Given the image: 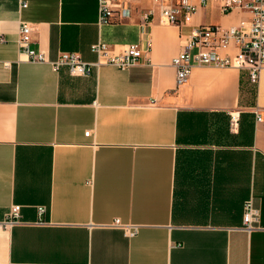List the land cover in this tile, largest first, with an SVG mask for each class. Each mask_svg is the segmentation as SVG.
Here are the masks:
<instances>
[{"label": "crops", "instance_id": "obj_1", "mask_svg": "<svg viewBox=\"0 0 264 264\" xmlns=\"http://www.w3.org/2000/svg\"><path fill=\"white\" fill-rule=\"evenodd\" d=\"M190 3L178 25L155 0L100 25L99 0H0V264H264V69L253 84L247 70L197 67L177 86L173 64L196 28L253 15ZM21 23L47 62L21 52ZM99 41L147 53L127 70H53L65 52L96 63ZM15 205L21 223L7 227Z\"/></svg>", "mask_w": 264, "mask_h": 264}, {"label": "built area", "instance_id": "obj_2", "mask_svg": "<svg viewBox=\"0 0 264 264\" xmlns=\"http://www.w3.org/2000/svg\"><path fill=\"white\" fill-rule=\"evenodd\" d=\"M131 0H99L98 23L108 25L116 15L128 17L130 15L129 2ZM164 3L162 9V22L178 25L180 16L188 19L195 13L196 7L190 0H155ZM206 4L210 0H200ZM222 10L229 12L234 8L250 11L253 15L248 27L224 29L221 27L196 28L188 40L185 50L174 60L177 70L176 84L181 86L187 82L194 68L216 67L247 70L250 81L257 84L260 73L264 69V0H217ZM23 8L26 4H23ZM32 27L28 23H21L19 28V47L21 52L33 62H47L44 53L32 48ZM1 41H4L0 38ZM233 43L237 45V53L233 56H222L221 52L227 50ZM92 51L97 55V62L88 64L81 60L77 53H62L57 60L51 62L54 71L68 67L72 74L88 75L93 67L110 65L127 70L140 64L147 51L138 45H128L123 52L116 53L111 46L99 41L92 46ZM258 120L260 118L258 117ZM232 122L236 118L232 116ZM90 135V132L86 133ZM39 214L45 213V207L38 208ZM21 206H13L6 215L5 225L11 227L20 221ZM261 212L256 207L254 199H248L243 210V229L252 231L258 228ZM126 235L134 236L137 228H126Z\"/></svg>", "mask_w": 264, "mask_h": 264}]
</instances>
